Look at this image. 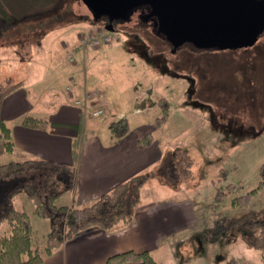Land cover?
<instances>
[{
    "label": "rangeland",
    "instance_id": "obj_1",
    "mask_svg": "<svg viewBox=\"0 0 264 264\" xmlns=\"http://www.w3.org/2000/svg\"><path fill=\"white\" fill-rule=\"evenodd\" d=\"M118 21L113 31L105 30L104 21L95 22L81 0H0V90L20 81L28 100L46 110L76 84L81 105L88 94L87 101L106 108L84 115L77 138L90 131L113 137L107 124L120 117L129 128L152 133L156 155L141 172L142 199L183 200L191 220L188 230L157 248V264H262L257 250L246 246L242 230L213 227L219 212L229 217L264 206V186L247 208L231 206L234 192L214 206L217 187L232 182L246 191L259 179L264 161L263 33L251 46L198 49L186 42L172 52L139 14ZM100 32L110 39L91 44L90 35ZM129 35L138 36L145 53L128 44ZM160 57L165 67L158 64ZM160 98L168 103L169 117L157 128ZM22 121L60 126L31 115ZM15 159L20 160L0 151V163ZM65 191L55 198L56 205L67 203ZM20 194L24 200L17 199L15 206L29 213L33 244L42 247L51 218L37 216L28 197Z\"/></svg>",
    "mask_w": 264,
    "mask_h": 264
},
{
    "label": "crops",
    "instance_id": "obj_2",
    "mask_svg": "<svg viewBox=\"0 0 264 264\" xmlns=\"http://www.w3.org/2000/svg\"><path fill=\"white\" fill-rule=\"evenodd\" d=\"M69 87L70 91L72 89L70 95L57 99L52 108L37 110L28 100L21 83L3 98L0 115L11 128L14 148L10 153L18 159L43 158L73 167L72 182L63 167H58L56 177H53L58 188L66 189L67 203L63 205L81 206L92 202L118 182L141 173L156 155V142L141 143L139 138L145 132L137 128H130L121 138L109 134L101 137L97 131L77 138V127L84 115L91 117L95 107L106 108L92 99L87 101L89 95L85 96L86 93L83 97L85 103L81 105L80 90L76 84ZM75 100H80V103H75ZM87 110H91L90 113ZM28 115L60 126L53 129L46 127V122V125L23 122L22 118ZM0 147V151H4L2 144ZM26 182L27 177L22 174L0 177V217L8 204L15 205L17 199L24 200L18 197L24 192L23 184ZM167 200L143 201L141 196L128 224H119L110 230L98 227L83 229L45 256L42 264H100L110 255L126 250H148L156 259L157 248L168 237L188 230L191 225L188 204L183 200ZM50 222L52 225L53 221ZM7 230L8 225L0 219V233ZM169 247L171 249V243ZM171 256L175 257V254Z\"/></svg>",
    "mask_w": 264,
    "mask_h": 264
},
{
    "label": "trees",
    "instance_id": "obj_3",
    "mask_svg": "<svg viewBox=\"0 0 264 264\" xmlns=\"http://www.w3.org/2000/svg\"><path fill=\"white\" fill-rule=\"evenodd\" d=\"M9 21L10 23L15 22L11 18ZM20 84V81H16L0 90V107L3 98ZM158 105L161 112L155 117L157 128L169 117L168 103L160 98ZM107 127L115 138L123 137L130 129L125 117L109 121ZM153 140L154 137L150 131L139 138L143 144H150ZM0 141L5 152L13 150L11 128L1 115ZM58 167H63L67 171L70 182H72L73 167L43 158L15 159L0 163V177L15 174L27 177L28 182L23 184V190L33 204L34 213L40 217H49L53 221L44 245L38 246L33 244V229L29 213L13 204H8L0 217L8 225V231L0 233V264H42L45 256L61 247L65 241L83 229L98 227L110 230L119 224H128L132 220L141 198V188L144 182L142 173L118 182L88 204L67 206L55 204V198L66 190L56 185L54 177H56ZM41 169L46 170V175L45 172L42 175L36 173ZM258 175L257 184L246 191H243L241 185L232 182L227 183L224 188L217 187L214 193V206H219L228 195L234 192L230 199L231 206L238 209L247 208L258 190L264 186V161L259 166ZM34 177L35 179L32 180ZM213 228L220 232L231 228L242 230L246 234V246L256 249L264 264V206L251 208L229 217L219 212ZM127 261H136V264H157L156 259L148 250L118 252L110 255L100 264H118Z\"/></svg>",
    "mask_w": 264,
    "mask_h": 264
},
{
    "label": "water",
    "instance_id": "obj_4",
    "mask_svg": "<svg viewBox=\"0 0 264 264\" xmlns=\"http://www.w3.org/2000/svg\"><path fill=\"white\" fill-rule=\"evenodd\" d=\"M93 20H128L141 7L143 21L168 40L173 50L183 43L198 49H234L253 45L264 32V0H81Z\"/></svg>",
    "mask_w": 264,
    "mask_h": 264
},
{
    "label": "flooded vegetation",
    "instance_id": "obj_5",
    "mask_svg": "<svg viewBox=\"0 0 264 264\" xmlns=\"http://www.w3.org/2000/svg\"><path fill=\"white\" fill-rule=\"evenodd\" d=\"M140 9L142 10V11H141V14H140V16H139L140 19H141V21L144 22L146 25L151 24V21H150V20L147 21V22L143 21V17H145L146 14H148V12H149V8H148L147 6H142ZM138 12H139V11L137 10V11H135L134 13H137V14H138ZM98 20H99V19H98ZM100 20L104 21V25H108V24H109V20H108L107 17H101ZM115 21L119 22L118 20H113V21H112V25H114ZM95 22H97V21H95ZM150 26H151V25H150ZM157 35H158V34H157ZM263 35H264V32H263ZM158 36H160V35H158ZM160 37H161L162 39H164L162 36H160ZM164 40H166V39H164ZM167 41H168V40H167ZM127 42H128V44H130V45L133 47V49H136L139 53H145V52H146V50H145V45H144V43L138 38V36H136V35H129V38H128ZM168 42H169V41H168ZM169 44H170V42H169ZM263 47H264V42H263ZM170 48H171L172 52H175V51L177 50L178 47H177L176 49L173 50V47H172L171 44H170ZM157 61H158V64H159L160 66H162V67H165V64L167 65V62H166L165 59H163V57H160ZM190 90H191V88H188V93H190Z\"/></svg>",
    "mask_w": 264,
    "mask_h": 264
},
{
    "label": "built area",
    "instance_id": "obj_6",
    "mask_svg": "<svg viewBox=\"0 0 264 264\" xmlns=\"http://www.w3.org/2000/svg\"><path fill=\"white\" fill-rule=\"evenodd\" d=\"M90 37H92V39H89L91 44H99L100 41L106 42L110 39V36H107L105 34L102 35V32L99 33V35H90ZM86 42H89V40H87L86 36L84 37ZM75 103H80V100H75ZM101 112V109H97V110H93V112H91L92 115H97Z\"/></svg>",
    "mask_w": 264,
    "mask_h": 264
}]
</instances>
